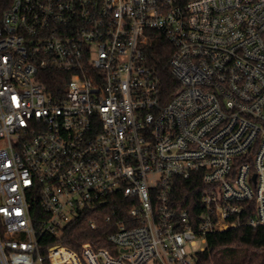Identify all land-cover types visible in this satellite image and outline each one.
I'll return each instance as SVG.
<instances>
[{"label": "built area", "instance_id": "1", "mask_svg": "<svg viewBox=\"0 0 264 264\" xmlns=\"http://www.w3.org/2000/svg\"><path fill=\"white\" fill-rule=\"evenodd\" d=\"M178 179L206 186L193 218ZM82 215L107 247L63 242ZM263 224L264 0H0V264H195L209 232Z\"/></svg>", "mask_w": 264, "mask_h": 264}, {"label": "trees", "instance_id": "2", "mask_svg": "<svg viewBox=\"0 0 264 264\" xmlns=\"http://www.w3.org/2000/svg\"><path fill=\"white\" fill-rule=\"evenodd\" d=\"M174 49L172 44L160 33H152L144 47L145 63L154 69L160 80V95L166 103L180 89V82L171 73L169 61ZM40 81L46 89L61 97L66 89L67 77L60 70H44L40 73ZM206 186L195 179H178L172 192L173 204L179 209H187L193 218L200 210V200ZM115 204L125 201L122 195L115 196ZM119 217L125 212L118 206ZM106 209H104V212ZM35 216V210H34ZM92 215H82L72 222L65 230L63 242L72 248H79L83 241H93L95 236H101L96 247H107L104 241L108 233V224L102 218L98 228L89 226ZM203 251L196 255L195 264H264V224L259 226L243 225L224 231L209 232ZM51 240L47 241V244Z\"/></svg>", "mask_w": 264, "mask_h": 264}]
</instances>
